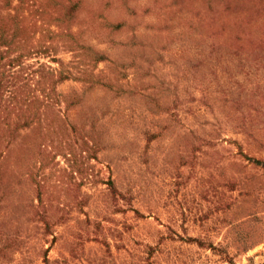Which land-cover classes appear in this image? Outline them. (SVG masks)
<instances>
[{"label": "rangeland", "instance_id": "1", "mask_svg": "<svg viewBox=\"0 0 264 264\" xmlns=\"http://www.w3.org/2000/svg\"><path fill=\"white\" fill-rule=\"evenodd\" d=\"M0 34V264H264V0H0Z\"/></svg>", "mask_w": 264, "mask_h": 264}, {"label": "trees", "instance_id": "2", "mask_svg": "<svg viewBox=\"0 0 264 264\" xmlns=\"http://www.w3.org/2000/svg\"><path fill=\"white\" fill-rule=\"evenodd\" d=\"M0 38L2 39L0 41V43H3L4 40V36L0 34ZM8 46V43L6 44ZM8 48V47H7ZM21 55V53L18 54H14L10 59H8L7 61H3L0 62V99H1V95H2V90L4 91L6 88H8L9 86H13V82L10 80V77L13 75V72L10 70L9 72V68L7 69L6 66L8 67H13L17 64V58H19ZM2 55L0 56V58L2 59ZM254 163L258 164L261 168L264 169V161L261 160H253ZM262 226L259 228L261 234L257 235V231H254L256 236H243L241 238H239L238 243L235 244V249H239L241 251L246 250L248 248H250V246L255 245L259 242H261L262 240H264V224H261ZM259 233V231H258ZM253 234V235H255ZM195 241V240H194ZM227 257V262L231 263V258L226 255Z\"/></svg>", "mask_w": 264, "mask_h": 264}]
</instances>
